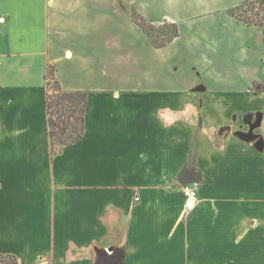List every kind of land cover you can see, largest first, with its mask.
I'll return each instance as SVG.
<instances>
[{"label":"crops","instance_id":"obj_1","mask_svg":"<svg viewBox=\"0 0 264 264\" xmlns=\"http://www.w3.org/2000/svg\"><path fill=\"white\" fill-rule=\"evenodd\" d=\"M244 1L0 0V254L264 264V26L228 13ZM133 8L179 34L154 45ZM48 67L87 93L82 137L57 152ZM186 164L204 174L191 205Z\"/></svg>","mask_w":264,"mask_h":264},{"label":"trees","instance_id":"obj_2","mask_svg":"<svg viewBox=\"0 0 264 264\" xmlns=\"http://www.w3.org/2000/svg\"><path fill=\"white\" fill-rule=\"evenodd\" d=\"M252 3L260 5L264 12V0H245L239 5L230 7L227 11L230 15L236 17L249 25L264 26V13L259 17V12H254ZM251 12V14H250ZM132 18L134 22L150 37L152 43L158 47L164 46L179 34V27L174 22H163L161 24L149 23L136 9H132ZM264 62V56H263ZM47 84L50 80L54 81V99L50 101L48 93L46 95V105L48 113V133L50 137L52 152L60 151L64 146L71 145L78 141L84 133L85 106L87 93L82 91L63 90L54 77L51 67L46 71ZM254 92L264 90V83L254 82L252 85ZM52 102L55 110L52 109ZM56 113V120H53L52 113ZM181 184L197 182L201 184L204 180V174L193 164H186L177 176ZM121 255L123 252L120 253ZM14 258L10 254H0ZM121 257L116 264H120Z\"/></svg>","mask_w":264,"mask_h":264},{"label":"rangeland","instance_id":"obj_3","mask_svg":"<svg viewBox=\"0 0 264 264\" xmlns=\"http://www.w3.org/2000/svg\"><path fill=\"white\" fill-rule=\"evenodd\" d=\"M249 6H254V12L258 10L259 12V17L261 18L262 15H263V10L261 9L260 5L259 4H255V3H252L250 4ZM251 14V12H250ZM54 88H55V84H54V81L53 80H50V83L47 84V89H48V96H49V99L50 101H53L54 97ZM52 109L55 110V105L54 103L52 102ZM52 118L53 120H56V113H52ZM187 184V183H186ZM184 185V184H182ZM121 249L118 248L116 249L115 251L111 252V253H108V251L101 256L100 260L97 262V264H116L119 260V258L121 257ZM0 264H16V261L14 258L12 257H8V256H5V255H0Z\"/></svg>","mask_w":264,"mask_h":264},{"label":"built area","instance_id":"obj_4","mask_svg":"<svg viewBox=\"0 0 264 264\" xmlns=\"http://www.w3.org/2000/svg\"><path fill=\"white\" fill-rule=\"evenodd\" d=\"M199 185H200L199 183L193 182V183H187L181 186V191L186 198L187 205L189 204L191 205L193 200L196 198ZM136 200H138V198H136Z\"/></svg>","mask_w":264,"mask_h":264}]
</instances>
